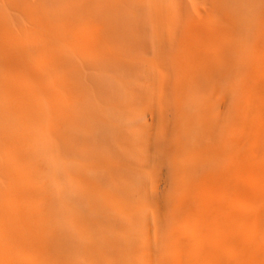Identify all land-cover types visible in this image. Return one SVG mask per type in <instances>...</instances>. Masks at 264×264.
<instances>
[{"label":"rangeland","instance_id":"1","mask_svg":"<svg viewBox=\"0 0 264 264\" xmlns=\"http://www.w3.org/2000/svg\"><path fill=\"white\" fill-rule=\"evenodd\" d=\"M220 1L214 11L212 0H90L100 15L93 32L107 55L135 46L128 78L137 96L126 85L108 156L105 149L103 158H78L76 146L47 143L45 175L65 217L56 233L70 240L59 264L72 255L81 264H264V180L249 177L252 168L264 173V0ZM89 14L74 19L79 29L90 25ZM102 70L95 75L124 71L114 64ZM60 81L58 104L69 112L81 87L74 73ZM168 97L178 99L176 109ZM165 130L176 172L197 177L192 192L182 190L194 203L171 227L158 169L164 157L155 144ZM3 144L0 137V151ZM64 150L73 156L66 160ZM3 183L8 187L0 175ZM34 214L27 227L41 241L38 206ZM35 247H16L23 264L38 263Z\"/></svg>","mask_w":264,"mask_h":264},{"label":"bare ground","instance_id":"2","mask_svg":"<svg viewBox=\"0 0 264 264\" xmlns=\"http://www.w3.org/2000/svg\"><path fill=\"white\" fill-rule=\"evenodd\" d=\"M46 2L48 8L40 0H0V137L5 147L0 151V175L8 184L0 187V264H23L15 251L18 245L36 246L40 256L37 264H59L64 252L67 258L70 240L63 236L61 228L56 233L60 224L65 223L61 195L45 175L51 161L47 143L54 138L57 144L76 146L78 158H103L105 149L108 156L110 145L107 143L113 139L118 126L126 85L137 96L138 84L134 83L133 76L128 78L135 65V46L129 49L122 44L121 52L111 51L109 57L102 38L98 39L97 32H93L100 15L91 8L90 0ZM220 3L212 0V9H219ZM135 6L132 2V7ZM89 11L90 25L86 30L79 29L74 19L83 12L81 19L87 21ZM109 64L119 65L124 76L117 78L103 72L95 75L94 70L103 71ZM72 73L81 88L71 110L66 112V104H58L61 101L59 85L62 76L69 78ZM23 78L27 79V85L22 84ZM168 102L174 108L179 101L168 97ZM237 102L235 97L230 100L229 113ZM170 141L167 130L164 134L156 133L155 144L164 157L158 169L164 170L166 187L162 201L166 204L167 216L172 217L169 227L176 215H183L194 203V196L191 194L186 199L182 190L189 194L197 180L196 175L181 178V173L176 172ZM94 146L101 147L104 153L95 152ZM64 155L68 160L73 152L64 150ZM256 169L250 170L249 177L264 180V173ZM88 189L89 199L95 184L89 183ZM75 190L67 189L68 195L76 194ZM37 206L43 215L42 221L35 223L41 229L38 232L41 241H36L35 231L28 229L26 223L35 217ZM72 258L65 264H81L74 255Z\"/></svg>","mask_w":264,"mask_h":264}]
</instances>
